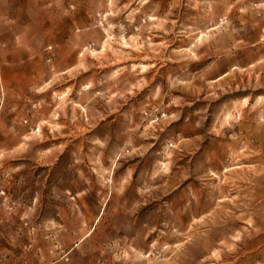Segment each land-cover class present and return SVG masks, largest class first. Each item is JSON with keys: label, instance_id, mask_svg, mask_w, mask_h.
I'll return each mask as SVG.
<instances>
[{"label": "rangeland", "instance_id": "rangeland-1", "mask_svg": "<svg viewBox=\"0 0 264 264\" xmlns=\"http://www.w3.org/2000/svg\"><path fill=\"white\" fill-rule=\"evenodd\" d=\"M37 1L52 6L56 0ZM61 1L65 13L76 12V0ZM99 1L91 10L92 22L107 33L106 40L88 42L79 51L83 71L53 72L21 97L0 87V100H38L32 104L37 113L22 117L26 134L37 140L45 139L39 109L49 104L56 113L62 100L67 106L78 102L90 113H99L94 100H164L158 108H179L176 120H203L208 128V170L181 196L175 216H162L150 226L149 248L138 254V261L264 264V216L242 215L252 208L253 195H260L264 209V0ZM51 50L46 49L48 61ZM68 113L71 118L72 111ZM85 139V145L92 146L88 136ZM201 153L196 155L198 164L205 162ZM159 155L164 168L172 156L166 149ZM83 156L87 161L83 153L72 159L83 164ZM23 168L20 176L18 169H0V203L9 217L21 211L13 229L25 243L14 255L35 257L39 264H72L78 255H86L91 237L69 246L61 240L68 230L56 207L52 220L45 217L50 201L43 174L34 200L28 189L17 196L14 178L25 189L31 182L28 168ZM76 204L72 201L71 212L80 208ZM258 236L261 245L253 246ZM38 239L41 244L36 245ZM127 252L124 248L113 256L129 258Z\"/></svg>", "mask_w": 264, "mask_h": 264}, {"label": "crops", "instance_id": "crops-1", "mask_svg": "<svg viewBox=\"0 0 264 264\" xmlns=\"http://www.w3.org/2000/svg\"><path fill=\"white\" fill-rule=\"evenodd\" d=\"M98 2L76 0V12L65 13L61 0L52 6L37 0H0V87L21 97L45 83L53 72L83 71L85 60L79 51L88 42L106 40L107 33L96 30L92 22L91 10L99 7ZM48 47L52 48L50 61ZM37 101L0 100V169H18L16 175L20 176L23 166L31 181L25 189L14 178L17 196L26 195L28 189V197L34 200L38 177L43 174L46 201H50L46 219L52 220L56 207L67 233L75 234L72 238L62 234L61 240L69 246L74 240L81 243L91 237L86 255H78L72 264H148L141 258L138 261V256L149 248L150 226L158 224L162 216H175L181 196L208 170L205 122L176 120L179 108H158L164 100H94L99 113H90L78 102L67 106L62 100L56 113L49 104L39 109L45 139L37 140L28 137L22 123L28 112L37 113L32 108ZM69 110L73 118H69ZM31 122L36 124L35 119ZM86 136L92 146L85 145ZM69 137L77 141L71 143ZM163 149L172 156L163 163L164 168L159 155ZM201 150L205 162L198 164L196 155ZM81 153L87 155V161L83 156V164L75 163L73 154L79 158ZM72 201L80 208L71 212ZM260 201V195H253L252 208L242 215L264 216ZM20 212L19 208L9 217L0 203V264H39L35 257L14 255L25 243V237L17 236L13 229ZM252 243L260 246V236ZM124 248L129 258L113 256Z\"/></svg>", "mask_w": 264, "mask_h": 264}, {"label": "bare ground", "instance_id": "bare-ground-1", "mask_svg": "<svg viewBox=\"0 0 264 264\" xmlns=\"http://www.w3.org/2000/svg\"><path fill=\"white\" fill-rule=\"evenodd\" d=\"M135 220V219H134Z\"/></svg>", "mask_w": 264, "mask_h": 264}]
</instances>
